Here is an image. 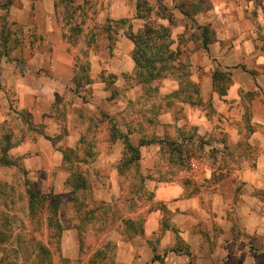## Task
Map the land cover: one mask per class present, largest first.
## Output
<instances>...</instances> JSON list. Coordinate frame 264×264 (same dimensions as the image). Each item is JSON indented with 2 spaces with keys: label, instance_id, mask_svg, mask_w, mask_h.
I'll return each mask as SVG.
<instances>
[{
  "label": "rangeland",
  "instance_id": "374dc122",
  "mask_svg": "<svg viewBox=\"0 0 264 264\" xmlns=\"http://www.w3.org/2000/svg\"><path fill=\"white\" fill-rule=\"evenodd\" d=\"M60 1L0 0V156L7 151V157L16 163L0 166V264H188L182 261L188 256V248L181 241L156 251L163 230H176L171 212L145 188L146 181L141 185L140 175L159 185L180 182L186 186V195L216 190L224 202L232 197L226 211L233 236L239 240L237 212L245 197L264 200V192L249 189L244 180L259 156L258 147L244 138L253 132L250 104L254 96H242V120L230 123L219 112V102L205 92L207 83L214 70L233 76L222 68L220 60L238 52L233 51V37L204 50L198 42L197 27L209 24L215 35L231 34L237 16L233 5L242 7L245 1H144L152 10L148 19L169 28L174 41L170 49L181 63L190 66V80L199 89V95L192 94L193 106L186 103L187 95L180 91V64L177 71L169 64H157L162 77L155 81L156 89L134 81L133 46L124 33H137L144 24L143 19L135 18L137 0ZM212 2L219 5L213 12L208 5ZM250 2L255 47L264 52V0ZM72 5L81 7L76 19L61 23L64 7L69 10ZM121 19L126 21L120 24L117 21ZM65 23L82 27L81 41L96 35L95 45L88 50L85 44L72 47L65 43L63 33L69 34ZM107 25L110 30L105 32ZM79 48L88 54H80L77 65L89 62L92 83L74 92L71 77ZM234 63L232 60L227 65ZM234 79L245 85L253 83L250 76L234 75ZM258 80L254 84L261 89L264 81L260 77ZM27 105L29 109L24 108ZM109 119L121 132L128 131L134 146L141 139L158 140L171 132L179 140L182 135L196 134L193 143L197 144V156L192 158L210 168L209 178L198 172L197 179L191 180L192 158H185V168L179 169L176 157L171 158L165 148L161 150L155 144L139 147L146 156L140 153L138 171L131 166L119 174L123 145L121 141H109ZM201 120L204 123L197 124ZM170 121L174 122V134L172 124L166 125ZM42 146L52 153L43 155L44 159L40 155ZM59 152L67 156L66 162L60 163ZM151 156L153 166L145 170V160L150 163ZM42 160L46 166L38 164ZM74 171L86 180L87 191H75L69 185V178L76 176ZM25 181L42 194L59 196L61 233L53 227L47 229L44 205L36 203L32 211L29 209ZM152 211H160L162 218L158 231L147 236L145 222ZM75 229L78 250L70 233ZM204 239L209 242L207 249L213 251L210 236ZM175 247L180 250L177 254L170 251ZM205 255L193 253L188 261L195 264L196 257L204 261ZM225 260L226 256L218 254L212 263L233 264Z\"/></svg>",
  "mask_w": 264,
  "mask_h": 264
},
{
  "label": "crops",
  "instance_id": "0c3cea01",
  "mask_svg": "<svg viewBox=\"0 0 264 264\" xmlns=\"http://www.w3.org/2000/svg\"><path fill=\"white\" fill-rule=\"evenodd\" d=\"M244 1L245 4L242 5V7L233 5V12L237 16L233 28L230 27L231 34H217V42L214 43L221 44L226 38L233 37V51L236 50L238 53L233 54V57L229 53L221 57V62H219L224 65L222 68L231 71L235 76H250L253 83L251 85L239 83L234 79V75H231L233 83L227 90L226 95L218 96V94L213 91L210 80L209 83H207L205 92L206 94L211 93L213 101L219 102V112L224 114V118L230 123L234 120H242L243 118L241 114V109L244 108L242 96L246 93H256L250 104V123L253 126V132L249 134V136L245 135L244 138L251 146L255 145L258 147L259 156L256 166L252 171L247 172L244 180L247 181V187L249 189L251 188L253 191L261 190L264 192V86H261L260 89L258 85L254 84L255 81L259 82L258 77L264 81V52H261L260 49L255 47L253 20L250 14L253 6L252 2L247 0ZM208 5L211 12H213L214 9L218 10V4L212 2L211 5L210 3H208ZM256 8L259 11L261 10L259 6H256ZM248 16H250V18H248ZM222 60L225 61L223 62ZM232 60L235 62V66L229 67L230 65L228 66L227 63ZM29 107L30 106L27 105L24 108L29 109ZM235 112H237V117L235 116ZM173 123L174 122L170 121V123L166 125L170 126V124H172L171 127L174 134ZM192 123L197 122L193 121ZM203 123L204 121L201 120L197 124ZM170 134L166 135L173 140H179L173 137L172 132ZM43 148L44 146L40 149L42 152L40 154L41 156L52 154L49 151L46 152ZM52 151L54 152L53 155H55L54 149H52ZM157 151L158 148L155 149L153 153L154 156ZM59 153L58 156H60L59 159L61 163L63 155L61 152ZM140 153L141 156H146L144 150H140ZM44 158L43 156L42 159ZM151 158L152 156L149 157V160ZM146 161L147 160H145L144 167L145 170H149L153 166V159H151L150 163ZM189 163L191 174L189 178L191 180L197 179L195 174L198 172L204 173V178H209L207 174L210 172V168L204 165V163H201L195 158H192ZM38 164H40V166H46L47 162L42 160V162L39 161ZM145 181V188L149 192L154 193L155 200L161 202L166 209L171 212V222L176 230V232L168 228L163 230L156 251L163 250L167 246H175L178 236L180 241L187 246L190 255H193V253H198V255L199 253H204L205 255L206 252V259L200 261V259L196 257L195 264H213L212 262L215 258H218V254H223L226 256L225 261H231L233 264H264V211L261 210L264 209V200H260L255 196L245 197L243 207L237 212L241 232L240 239L238 240L233 236V224L231 223L229 213L226 211L227 203L232 197H229L228 201L224 202L221 193H218L219 191L216 192V190L211 191L212 193L201 192L198 194L188 193L186 195V186L180 182L159 185V183L153 180L147 179ZM202 181L201 179V182ZM161 218L162 215L160 211H152L149 214L145 222V233L147 236H152L158 231L160 225L159 220ZM70 233L73 235L75 241L73 246H75V250H78L77 229L71 230ZM206 236H210L209 241L214 245L213 251L207 249L205 246L209 243L207 239H204ZM61 247L65 249L64 245H61ZM188 259L189 256H186V259L182 260L183 263H188ZM166 260L168 259H165V262H167Z\"/></svg>",
  "mask_w": 264,
  "mask_h": 264
},
{
  "label": "trees",
  "instance_id": "16d2710c",
  "mask_svg": "<svg viewBox=\"0 0 264 264\" xmlns=\"http://www.w3.org/2000/svg\"><path fill=\"white\" fill-rule=\"evenodd\" d=\"M72 0H61L60 2H66L69 3ZM145 0H137L136 5V13L135 18L144 20V24L142 26V29H140L137 33H133L132 31H125V36L127 39L132 43V61H133V69H132V77L136 84H140L144 87H148L149 89L153 88L156 89L157 86L154 87V83L157 80H160L162 77L161 74V67H156L158 65L169 64L170 69L172 70H178V65H181V68L179 70V75H177V79L180 80V91L183 94L187 95V102L189 105L193 106L192 101V94L196 93L199 95V89L195 84L192 83L189 76L188 68L190 67L189 64L181 63L179 60L177 53L172 51L170 47L173 45L174 41L171 38L170 30L167 26H164L159 23H155L148 19V17L151 15L152 10L151 8L145 4ZM251 1V0H247ZM58 6V5H57ZM81 7L78 5H72V7L68 10L64 7V10L61 14V23L68 22V19H72L73 21L76 19V12L80 10ZM200 7L196 10V12H199ZM150 18V17H149ZM163 18V17H161ZM69 20V22H70ZM169 19H167L168 21ZM126 20L121 19L117 21L118 23H124ZM170 22V20H169ZM65 25H68L66 30L69 34L66 35V32L63 33V39H65V43L68 45H71L72 47H78L80 45L85 44V49H90V47H93L95 45L96 41V35L90 34L86 37L80 40L81 33L83 34V29L80 25H70L69 23H65ZM200 31L199 33V43L200 46L207 50L208 45L216 42V35L211 29V25H203L200 27H197ZM110 27L107 25V29H105V32L109 31ZM79 54L74 55V64H73V76L71 78L72 83L75 86V91H78L79 89H83L84 87L89 86L92 83V79L89 75V62L86 60L84 61L83 65L78 66V57L81 54V56L86 55L88 53H82V49L79 48ZM183 62V61H182ZM158 64V65H157ZM81 72V73H80ZM80 73V74H79ZM83 74V75H82ZM84 81V82H83ZM211 83H212V89L215 91L218 96H224L227 93V90L229 89L230 85L232 84V76L230 72H221L219 70H214L211 75ZM189 87V88H188ZM192 89V90H190ZM187 90V91H186ZM177 93H173L170 96H174ZM245 95H252L255 96L256 93H246ZM245 115L249 116L248 112H245ZM248 118V117H247ZM109 122L111 123V129L109 132V141L111 143H114L116 141H121L123 145V155L122 159L119 163V174H122L127 168H130L131 166H134V168L138 171L140 169L139 161H140V150L139 147L149 145V144H155L160 147L161 150H164V148L167 150V152L170 154V157H176L178 168H185L184 159L185 158H192L193 156L196 157L197 155L194 154L197 149V144L193 143V137L196 136L192 135L187 136L182 135L181 140H173L169 138L167 135L164 136L162 139L158 140H143L141 139L139 144L137 146H134L130 139H129V133H123L121 132L115 125L114 121L112 119H109ZM45 139L52 142V139L49 137H44ZM199 138V137H198ZM11 146L8 147V149ZM188 147L190 149H188ZM200 147V145H198ZM7 152V151H6ZM4 151V153H1L0 156V166L10 167L15 166V162L11 161L7 156V154ZM68 160L67 156L63 154L62 162H66ZM76 176H71L68 180L69 185L72 187L73 190H85L87 191L86 187V180L83 178L82 175L76 174ZM141 179V185L143 186L145 180H150L149 177H144L143 175H140ZM25 184L27 186V194H28V204L29 209H33V206L38 203L41 205H44L45 209V219H46V227L47 229H50L51 227L55 228L60 233L62 232V227L58 220V211H59V204L60 199L58 195H55L53 193L50 194H42L39 190L33 188L28 181H25ZM143 188V187H141ZM180 241V238L177 236V243ZM171 252L177 254L180 252L178 247H175L170 250ZM186 255L190 256V252L187 250L185 252ZM188 264H192L191 260L188 262Z\"/></svg>",
  "mask_w": 264,
  "mask_h": 264
}]
</instances>
